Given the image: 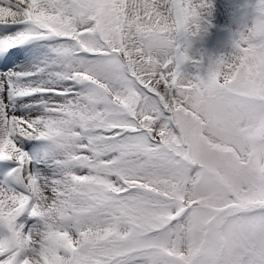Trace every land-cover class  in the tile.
Returning a JSON list of instances; mask_svg holds the SVG:
<instances>
[{"label": "snow or ice", "instance_id": "1", "mask_svg": "<svg viewBox=\"0 0 264 264\" xmlns=\"http://www.w3.org/2000/svg\"><path fill=\"white\" fill-rule=\"evenodd\" d=\"M210 7L0 0V52L55 41L39 82L0 76V264H264V0L205 64Z\"/></svg>", "mask_w": 264, "mask_h": 264}, {"label": "rangeland", "instance_id": "2", "mask_svg": "<svg viewBox=\"0 0 264 264\" xmlns=\"http://www.w3.org/2000/svg\"><path fill=\"white\" fill-rule=\"evenodd\" d=\"M211 6L203 11V28L200 33L191 38V49L189 54L195 57H203L204 63H209L212 59L220 56H225L233 50L234 40L238 37L239 33L251 27L255 19L259 15L258 6L260 0H207ZM2 24V23H1ZM23 29L25 28L22 25ZM55 41L52 40H32L19 46L22 56L19 60H14L5 69L0 70L7 75L9 70H18L21 72L37 73L36 76L27 77L31 79V83L39 82L44 74L39 72V69L45 67L53 56L52 48ZM17 47V46H15ZM0 52V63H5L6 59L11 53V50ZM190 71L193 69L187 66ZM13 83L26 84L24 78L12 79ZM28 84V83H27ZM38 99H44L39 97ZM33 98L26 97L13 100L18 111L25 113L31 112V108L23 107ZM24 149L30 153L36 154L37 151L43 155L44 142L39 140H26L23 142ZM48 167L46 165L37 164L36 168L41 169ZM5 168H0V182L2 180V172ZM49 173L52 171L48 167ZM21 222H26L30 227L34 220L29 219L28 214L25 213L21 218Z\"/></svg>", "mask_w": 264, "mask_h": 264}, {"label": "bare ground", "instance_id": "3", "mask_svg": "<svg viewBox=\"0 0 264 264\" xmlns=\"http://www.w3.org/2000/svg\"><path fill=\"white\" fill-rule=\"evenodd\" d=\"M23 30L24 29H23L21 24H15V23L14 24H7V23H2L1 24L0 23V37H7V36H10V35H15V34L21 32ZM19 46H21V44L18 45L17 47H15V49L11 50V53L8 56V58L6 59L2 69H5L6 65H9L14 60L18 61L19 57L22 56V54L20 53ZM12 73H19V71L18 70L15 71V70H11L10 69L8 74L6 75L5 72L3 73L0 70V76H8L10 79H13L12 76H11ZM15 79H17V78H15ZM31 82H32L31 79L24 78V83L30 84Z\"/></svg>", "mask_w": 264, "mask_h": 264}]
</instances>
